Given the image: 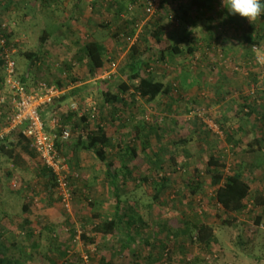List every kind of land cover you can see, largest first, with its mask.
<instances>
[{
  "label": "rangeland",
  "instance_id": "rangeland-1",
  "mask_svg": "<svg viewBox=\"0 0 264 264\" xmlns=\"http://www.w3.org/2000/svg\"><path fill=\"white\" fill-rule=\"evenodd\" d=\"M13 3L20 2L0 0V14L8 11L5 4ZM96 3L105 14L107 1ZM198 3L165 0L154 8L152 0L129 1L110 29L81 35L80 44H68L59 34H54L58 39L51 38L50 44H22L24 27L17 21L23 10L0 17V27L15 50L19 77L26 76L30 88L44 80L63 91L65 98L45 116L52 114L73 127V137L62 149L77 174L75 197L66 206L55 190H47L50 177L30 143L16 134L5 141L20 158L14 163L0 148V209L20 216L29 200L34 209L28 215L36 225L29 237L21 224L8 221V226L0 221V255L19 264H67L80 259L84 264H264V207L253 210L250 202V209L234 219L217 203L216 186L207 173L211 154L228 161L226 173L238 171V159L225 145L226 132L237 129L238 124L249 126L254 120H261L264 126V63L257 60L264 55V15L249 20L229 14L222 0H211L202 9ZM48 18H41L46 27L50 26ZM107 20L103 17V22ZM158 28L162 43L154 34ZM247 34L254 36L255 43L246 39ZM94 38L106 42L107 52L104 67L91 75L87 60L80 59L85 43ZM176 43L184 53L166 50L162 58L161 49ZM193 44L202 49L187 52ZM31 51L38 53L37 61L26 56ZM0 58V95L7 99L0 115L2 130L12 112V94L2 81L1 53ZM132 61L139 62L142 76L163 81L170 92L148 101L131 90L123 94L127 104L118 103L115 109L105 102L103 92H119V84L126 79L122 69ZM74 102L80 108L77 112L71 108ZM84 114L89 116L87 123L81 118ZM241 115L246 116L242 122ZM99 120L111 138L108 158L120 162L122 151L130 144L137 146L143 158L140 170L129 162L133 175L120 187L125 206L134 209H127V214L142 217L131 228L136 241L126 252L121 250L124 227L108 237L100 227L117 213L106 166L92 151L76 145L86 131L85 124L92 128ZM137 125L139 138L133 135ZM260 133L264 136L263 128ZM184 139L187 142H180ZM188 149L191 153L186 157ZM172 154L184 157L182 165L171 163ZM194 168L202 172L203 181L202 190L195 194L188 183ZM242 169L252 182L253 194L264 188V177L252 179L259 169L248 164ZM163 176L169 181L164 183ZM161 184L164 187L158 192ZM258 215L262 216L260 224ZM200 222L214 226L217 242L210 248L191 240V229ZM182 229L190 230L180 233Z\"/></svg>",
  "mask_w": 264,
  "mask_h": 264
},
{
  "label": "trees",
  "instance_id": "trees-1",
  "mask_svg": "<svg viewBox=\"0 0 264 264\" xmlns=\"http://www.w3.org/2000/svg\"><path fill=\"white\" fill-rule=\"evenodd\" d=\"M132 2L136 0H130ZM126 1H118L119 13L125 7ZM160 29L158 28L154 34L158 43H162L163 39L159 35ZM3 31V30H2ZM120 30H117L115 35L118 36ZM3 34L7 40V35H5V31ZM246 39L249 42H254V36L252 34H247ZM44 40L42 39V43ZM43 45V44H42ZM7 46L10 48L9 43L7 41ZM12 49V48H11ZM166 50L170 54H180L184 53L182 48L179 44H171L166 48L161 49V57L166 56ZM193 46H189L187 52H193ZM81 58L80 60H87V71L89 74L93 75L97 69L103 68L105 65V57H106V46L101 41H88L86 42L85 46L81 50ZM134 52L132 54V58L134 57ZM0 53L3 55L4 52L0 49ZM26 56L31 61H37L39 58L38 53L35 52H26ZM15 59V58H14ZM1 60V58H0ZM3 69L5 66V59H3ZM2 63V60H1ZM122 73L126 75V79L119 84V92L113 93L111 90H104L103 95L105 102L109 105H112L115 109L118 107V103L127 104L126 99L124 98L123 94L128 91H133L134 94H139L143 98H146L148 101H155L160 95L168 94L170 92V88H168L165 83L161 80H157L154 78L142 76L139 72V62L136 61L130 62L126 67L122 69ZM5 74V69H4ZM23 82L26 80V76H22L20 78ZM3 82H5V75L3 76ZM44 81V80H41ZM39 82V81H38ZM37 82V83H38ZM47 82V81H46ZM26 83V82H25ZM36 83V84H37ZM50 83V82H48ZM64 99L65 96H62ZM60 101V100H59ZM248 106V104H246ZM249 107V106H248ZM51 108V107H50ZM252 109V108H251ZM73 112H77L72 109ZM47 112V111H46ZM246 115L249 114V111L245 113ZM73 115V114H72ZM43 117L45 118V113H43ZM245 115L240 116V121L242 122L245 119ZM70 118V117H69ZM82 120L87 123L89 121V116L84 114L81 116ZM65 123V121H61ZM73 128V127H72ZM133 135L136 138L140 137V127L139 125L134 127ZM85 132L82 133V136L78 137L76 145L80 146L83 149L92 151L96 157L98 158L99 162L105 164L106 166V177H107V184L109 187L111 186V191L114 198V203L116 206L117 213L114 218L103 222L100 225L101 229L103 230V234L105 237H108L112 234H116L119 231H122L121 227H124L126 230L123 232L125 235V239L121 242V250L122 252H126L130 249V245L136 241V238L131 232L132 226L137 225L140 221H142V217L134 214H127L126 210L131 209L132 206H125V202L123 201L121 194H120V187L121 185H125L126 182L132 177L133 170L130 167L129 162L133 161L134 166L137 169H142L141 162L143 160L138 148L136 145H126L125 150L122 151L120 162L115 159L108 158V151L107 148L111 145V138L108 135V132L104 129L101 121H97L95 126L90 128L87 124H85ZM238 132H243L241 136H236ZM226 139L230 143V147L234 150V153H239L241 151L245 152H258L262 150V141L260 137L255 133L253 128H247L244 124L240 126L239 129L229 130L226 132ZM17 135L19 138L23 139L25 142L29 143V140L25 138L20 131H13L10 134L6 135L3 139H0V148L3 153L7 155V158L14 163L20 158L18 154L15 153V148L9 147L5 141L12 139L14 135ZM236 138L238 140H236ZM180 142L185 143L187 142L186 139L180 140ZM240 142L243 143L244 146L240 145ZM146 143V141H145ZM65 142L58 141L57 147L60 153L67 158L66 154L64 153L62 147ZM146 146L142 147L145 150ZM188 153V154H187ZM185 155L188 157L190 150L188 149ZM37 154V153H36ZM184 157L181 155L172 154L170 157L171 163L178 167L182 165ZM69 162V160H68ZM227 160L221 156H217L215 154H211L207 159V173L209 174L212 183L216 186L215 191V198L217 203L219 204L222 211L226 214H230L234 216L236 219L237 216L244 214L247 210H249V204L252 202L253 210L256 208L264 207V193H255L252 192L251 182L247 181L243 178V173L241 171H234L226 173L227 168ZM71 166V165H70ZM72 168V167H71ZM47 175L50 177L49 181L46 184V188L48 191L52 189H56V176L48 170ZM202 172L199 169L194 168L191 179L188 180L192 193H197L203 188V181ZM72 179V188L75 195V189L73 187V180ZM163 182L169 181L167 176L162 177ZM164 184L158 185L157 190L160 192ZM30 201L26 200L24 202L23 208L25 210L29 209ZM126 217V219H124ZM256 222L260 224L262 222V216L258 215L256 217ZM190 229H182L180 233H186ZM191 240L194 243H199L210 248L214 243L217 242V236L214 230V226L207 223V222H200L194 225L191 229ZM33 230L31 229L28 232V236L32 237ZM82 237L84 239H89L86 234H83ZM92 242H95V239H91ZM165 247V246H164ZM161 257H163L161 255ZM0 264H19L18 260H9L6 256L0 255ZM67 264H84L83 260L80 259L77 262L69 261Z\"/></svg>",
  "mask_w": 264,
  "mask_h": 264
},
{
  "label": "crops",
  "instance_id": "crops-1",
  "mask_svg": "<svg viewBox=\"0 0 264 264\" xmlns=\"http://www.w3.org/2000/svg\"><path fill=\"white\" fill-rule=\"evenodd\" d=\"M13 1V0H12ZM17 1V0H16ZM20 3H13V5L8 6L5 4L4 7L8 8V11L2 12L0 17L6 18L11 15L12 10L22 9V14L19 12V20L17 24H21L24 28H22V44H50V39H58L54 36V34H59L63 36V40H65L68 44H80L81 35H86L88 33L96 34L100 33L104 27L110 29L112 23L116 20V17L119 13L118 1H126L130 0H103L107 1L109 5L107 8H104L105 14L102 15V10H98L97 1L98 0H18ZM196 1V0H195ZM200 3V8L205 7V4H208L211 0H198ZM91 2V7L88 9V3ZM198 5V6H199ZM20 7V8H18ZM97 7V8H96ZM98 11L100 14H98ZM47 13V14H45ZM17 15V14H16ZM15 16V15H14ZM48 16L49 27H46L44 20L41 18ZM111 16V17H110ZM103 17L108 20L103 22ZM17 18V17H16ZM18 19V18H17ZM120 30V29H119ZM78 35V37H77ZM94 36V35H93ZM42 39L44 42L42 43ZM37 42L35 43L34 41ZM93 41H101L97 38H94ZM103 44L106 42L101 41ZM66 43V44H67ZM52 44V43H51ZM86 44V43H85ZM194 50H201L202 47H195ZM50 114L48 118L45 117L46 122L49 124ZM264 120V115H263ZM242 124L237 125V129L240 128ZM245 127L253 128L255 133L260 137L262 141V150L258 152H245L241 151L239 153H234L232 150L234 159L235 157L238 159V171L243 173V178L247 181H250L247 173H244L242 167L243 165H249L253 168L259 169L254 171V176L252 179H263L264 177V136L261 134L262 126L261 120H254L249 126L247 124ZM241 135L243 132H239ZM239 134V136H241ZM239 139V138H238ZM236 138V140H238ZM225 145L230 147V143L228 140H225ZM241 146H244L242 142H240ZM231 148V147H230ZM247 153V154H246ZM247 156V157H245ZM228 162V161H227ZM255 181V180H254ZM251 182V181H250ZM252 183V182H251ZM259 184L261 182H258ZM252 186V184H251ZM252 187V192H253ZM257 192V191H256ZM259 193H264V188H260ZM257 192V193H258ZM30 204V203H29ZM24 206V204H23ZM22 206V213L20 216H11L8 212L9 210H4L3 207L0 209V221L7 222L5 225H10L8 221L11 222V225L21 224L24 228V232H30L31 229L36 225V220L32 218L28 213L32 211L34 208L32 204L29 205V209L25 210ZM10 225V226H11Z\"/></svg>",
  "mask_w": 264,
  "mask_h": 264
},
{
  "label": "built area",
  "instance_id": "built-area-1",
  "mask_svg": "<svg viewBox=\"0 0 264 264\" xmlns=\"http://www.w3.org/2000/svg\"><path fill=\"white\" fill-rule=\"evenodd\" d=\"M163 1L152 0L153 7L157 8ZM2 30L0 27V49L4 52L5 84L12 94V112L7 117L6 128L0 130V139L13 131H20L29 140L42 165L56 176L55 191L62 203L69 206L75 197L71 182L77 174L58 150L57 142L69 141L73 137V129L70 124L61 122L53 115L50 116L49 124L43 117V113L61 99L63 91L56 84L46 81H39L32 88L23 82L13 57L15 50L7 46ZM257 60L264 63V55L258 56ZM6 104V97L0 95V115L4 113ZM71 108L75 111L80 109L75 102Z\"/></svg>",
  "mask_w": 264,
  "mask_h": 264
},
{
  "label": "clouds",
  "instance_id": "clouds-1",
  "mask_svg": "<svg viewBox=\"0 0 264 264\" xmlns=\"http://www.w3.org/2000/svg\"><path fill=\"white\" fill-rule=\"evenodd\" d=\"M229 14H238L249 20L264 15V0H222Z\"/></svg>",
  "mask_w": 264,
  "mask_h": 264
}]
</instances>
